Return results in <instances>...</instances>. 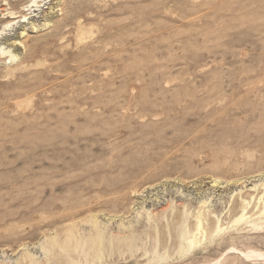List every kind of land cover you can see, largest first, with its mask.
<instances>
[{
	"label": "rangeland",
	"instance_id": "rangeland-1",
	"mask_svg": "<svg viewBox=\"0 0 264 264\" xmlns=\"http://www.w3.org/2000/svg\"><path fill=\"white\" fill-rule=\"evenodd\" d=\"M24 26L0 264H264V0H0Z\"/></svg>",
	"mask_w": 264,
	"mask_h": 264
},
{
	"label": "bare ground",
	"instance_id": "bare-ground-1",
	"mask_svg": "<svg viewBox=\"0 0 264 264\" xmlns=\"http://www.w3.org/2000/svg\"><path fill=\"white\" fill-rule=\"evenodd\" d=\"M28 6V5H27ZM33 6V5H32ZM13 12H12V16H13ZM14 18L17 17V16H13ZM24 22L26 21V18L27 16H24ZM50 24V21L48 20H45L44 23H36V22H32L31 23V27L30 29L36 31L37 29H39L40 27H45L47 25ZM8 26V25H7ZM6 26V27H7ZM29 28H27L26 26L23 27V30L20 32V35L18 38H15L11 43H9L6 47H2L0 45V50H2V53L5 54V55H11L12 58H14L16 55L12 53V49L11 47L14 46L15 48L18 47V45L22 46L23 45V42H22V38L27 34L28 30H30ZM4 30H7L6 28ZM3 34V33H2ZM9 39L6 37V41H8ZM10 46V47H9ZM215 183L216 184H220V181L219 179H215Z\"/></svg>",
	"mask_w": 264,
	"mask_h": 264
}]
</instances>
